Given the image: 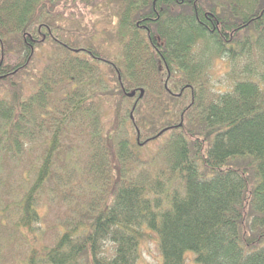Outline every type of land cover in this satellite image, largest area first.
Returning a JSON list of instances; mask_svg holds the SVG:
<instances>
[{
  "label": "trees",
  "instance_id": "obj_1",
  "mask_svg": "<svg viewBox=\"0 0 264 264\" xmlns=\"http://www.w3.org/2000/svg\"><path fill=\"white\" fill-rule=\"evenodd\" d=\"M97 1L0 0V264H264V0Z\"/></svg>",
  "mask_w": 264,
  "mask_h": 264
},
{
  "label": "rangeland",
  "instance_id": "obj_2",
  "mask_svg": "<svg viewBox=\"0 0 264 264\" xmlns=\"http://www.w3.org/2000/svg\"><path fill=\"white\" fill-rule=\"evenodd\" d=\"M74 8L75 9L73 8L70 9H72L71 11L74 10L75 13L74 12L70 13L69 8H66V11L63 12L65 13L66 16L68 15V17H70L71 19L78 20L76 17L79 16L83 18V23L81 24L82 26H80L81 32H86L91 29V34L93 32L98 34L102 32L103 29L110 30L113 28V26L109 23V17H110L109 13H112L113 11L106 9L104 0L97 1L95 7L85 8L83 5L77 4L76 6H74ZM114 14L115 13L113 12L112 16L114 17V21H115L116 18ZM114 45L115 44L113 43L111 44L109 42L110 48H112ZM49 52H50L49 44H43L40 48H38V60L35 61L37 68H41L43 66L47 53ZM226 70H227V65L223 63L220 59L216 58L213 61L211 71L214 74L215 78L219 77ZM29 90H31L30 87ZM104 109H105V117H106L105 124L106 127L109 128V125H111L112 122L114 123V119H113L114 107L113 105L108 103L107 106H104ZM156 145L152 144L150 148H153L154 151H156L155 149ZM142 154L147 155L145 149L142 150ZM56 202L53 203L51 202V200L45 198L43 199V203L41 205L43 218L41 220L42 233L40 234L41 235L40 242H48L49 240L52 239L55 230L58 229L57 224H55V220H56L55 217L62 216L61 218H63L67 215L65 214V211H68V207L65 206L64 204H60V202L57 203ZM140 252H141V258L138 264H160L162 262V255L159 250L158 239L156 235H152L151 238L146 237V239L141 244ZM184 264H199V263L196 262L194 258V254L192 252H188L185 256Z\"/></svg>",
  "mask_w": 264,
  "mask_h": 264
},
{
  "label": "water",
  "instance_id": "obj_3",
  "mask_svg": "<svg viewBox=\"0 0 264 264\" xmlns=\"http://www.w3.org/2000/svg\"><path fill=\"white\" fill-rule=\"evenodd\" d=\"M143 93H144V90L141 89L140 91V97L143 96ZM135 95V91L131 92V93H128V96H134Z\"/></svg>",
  "mask_w": 264,
  "mask_h": 264
}]
</instances>
